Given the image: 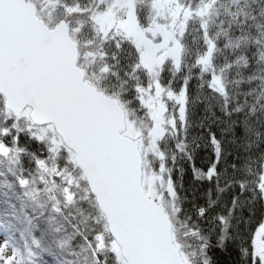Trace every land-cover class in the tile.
<instances>
[{
  "label": "snow or ice",
  "instance_id": "snow-or-ice-1",
  "mask_svg": "<svg viewBox=\"0 0 264 264\" xmlns=\"http://www.w3.org/2000/svg\"><path fill=\"white\" fill-rule=\"evenodd\" d=\"M218 252L264 264V0H0V264Z\"/></svg>",
  "mask_w": 264,
  "mask_h": 264
},
{
  "label": "trees",
  "instance_id": "trees-1",
  "mask_svg": "<svg viewBox=\"0 0 264 264\" xmlns=\"http://www.w3.org/2000/svg\"><path fill=\"white\" fill-rule=\"evenodd\" d=\"M186 180H187V177H186ZM232 255H234V253H232ZM217 258L219 259L220 264H231V257L228 253L218 252Z\"/></svg>",
  "mask_w": 264,
  "mask_h": 264
}]
</instances>
